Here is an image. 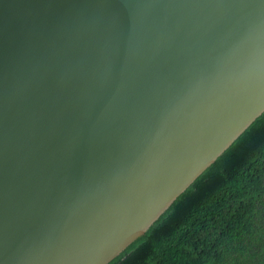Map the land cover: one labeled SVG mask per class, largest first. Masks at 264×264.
Instances as JSON below:
<instances>
[{
	"label": "water",
	"instance_id": "1",
	"mask_svg": "<svg viewBox=\"0 0 264 264\" xmlns=\"http://www.w3.org/2000/svg\"><path fill=\"white\" fill-rule=\"evenodd\" d=\"M264 112V0H0V264H108Z\"/></svg>",
	"mask_w": 264,
	"mask_h": 264
},
{
	"label": "trees",
	"instance_id": "2",
	"mask_svg": "<svg viewBox=\"0 0 264 264\" xmlns=\"http://www.w3.org/2000/svg\"><path fill=\"white\" fill-rule=\"evenodd\" d=\"M108 264H264V112Z\"/></svg>",
	"mask_w": 264,
	"mask_h": 264
}]
</instances>
